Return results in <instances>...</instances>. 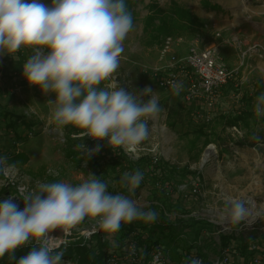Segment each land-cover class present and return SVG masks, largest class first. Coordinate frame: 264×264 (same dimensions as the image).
Masks as SVG:
<instances>
[{"label":"rangeland","instance_id":"1","mask_svg":"<svg viewBox=\"0 0 264 264\" xmlns=\"http://www.w3.org/2000/svg\"><path fill=\"white\" fill-rule=\"evenodd\" d=\"M42 2L50 6L52 0ZM130 3H135L133 7L129 5L134 30L124 41L115 82L133 93L150 86L157 93L163 109L159 118L150 122V137L142 145L138 157L132 158L123 150L114 152L107 139L99 142L88 137L74 139L73 135L80 130L71 126L57 130L49 123L51 109L46 103L49 99L55 100V95L46 96L38 87L30 86L24 77L21 61L24 63L30 53L21 50L17 60L0 55V157L11 156L7 163L15 165L7 175L0 171V202L14 197V203L23 210L22 198L35 191L40 183L62 181L76 185L87 180L89 173L96 175L92 170L93 163L92 168L90 165L94 155L90 158L77 145L84 143L86 148L92 149L99 143L101 154L96 155L94 161L97 159L105 164L110 157L116 159L112 160L108 170L96 175L97 178L108 184L110 193L129 196L137 207L158 216L151 222L133 221L131 227L137 234L143 231L142 226L150 230L158 221L160 211L155 205L159 194L144 169L139 170L143 173L140 186L134 194L129 192L121 183L124 173L115 165L118 161L124 163L125 159L114 155L121 153L134 163L144 157L151 161L163 159L177 169L173 180L180 184L178 209L168 211L167 219L173 222L178 214H182L185 220L200 218L212 225L206 226L198 240H194L191 230L188 233L179 230L174 236L175 241L164 237L166 231L156 230L153 236L162 239L166 246L163 254L168 256H164L165 260L159 264H186L192 257V250L202 251L210 262L218 264L224 256L220 245L224 230L226 233L253 234L259 239L260 233L264 232V228H254L264 220V118L252 115L253 112L242 115L237 110L243 96L264 93V0H130ZM153 5L165 12L179 7L195 20L193 31L172 37L171 51L165 55L166 39L156 40L160 41L156 44V34L144 32ZM193 45L216 49L229 68L240 71L238 84L230 83L223 89L214 114L223 108L226 113L220 111L216 117L212 114L210 121L205 118V110L197 104L187 106L184 90L179 96L174 95L173 91L159 87L154 77L158 72L167 75L173 65L172 58L182 59ZM12 66H17L16 72L8 69ZM26 122V125L34 124L31 133L23 124ZM184 169L196 173L187 175ZM226 197L244 200L254 222L244 221L238 226L227 218L222 220V215L226 217ZM128 225L130 223H122L120 230L111 234L95 220L86 218L70 228L68 234L59 229L52 233L55 239L51 243L63 254L71 249L73 256L64 254V264H80L75 248H87L90 253L97 254L100 247L107 255V264H134L137 261L132 254L134 247L131 246L132 251L128 247L129 252L121 248L126 246L121 239L128 233V228L124 229Z\"/></svg>","mask_w":264,"mask_h":264},{"label":"clouds","instance_id":"2","mask_svg":"<svg viewBox=\"0 0 264 264\" xmlns=\"http://www.w3.org/2000/svg\"><path fill=\"white\" fill-rule=\"evenodd\" d=\"M134 30L133 15L126 0H0V55L19 59L21 50L29 52L23 63L24 77L49 99V123L57 130L79 129L74 139H107L116 152L123 150L137 158L150 137L154 123L163 110L156 92L146 86L139 93L115 82L124 41ZM173 94L183 91L180 83H171ZM255 114L264 117V93L256 97ZM77 148L91 158L101 150L97 143L88 149ZM0 157V171L7 175L15 165ZM143 173L125 172L121 183L134 194ZM24 208L14 197L0 202V259L15 264H64L63 252L51 241L58 229H69L86 218L95 220L108 233H117L123 224L135 220L151 222L157 214L137 207L129 196L112 194L108 184L89 173L87 180L73 185L66 182L40 183L25 195ZM226 217L240 224L251 215L246 202L226 197ZM31 250L18 260V250ZM190 264H201L192 258Z\"/></svg>","mask_w":264,"mask_h":264},{"label":"trees","instance_id":"3","mask_svg":"<svg viewBox=\"0 0 264 264\" xmlns=\"http://www.w3.org/2000/svg\"><path fill=\"white\" fill-rule=\"evenodd\" d=\"M134 4L135 3H130L129 0L127 6L128 8L129 5L133 7ZM151 11H153V13L146 18V27L144 29V32L146 31V33L149 35L155 33L156 37H154V40L156 44L160 42L156 40H163L180 36L187 30L193 31L195 29V20L192 18L190 13L186 10L180 9L179 7H176L170 12H165L159 6L153 5L151 6ZM21 62L23 64V61ZM8 69H11L13 72H16L17 66H12ZM8 69H5V71ZM160 78V76L156 78L157 83H159ZM238 82L239 80L236 79V81H234L233 83H236V86ZM261 93L262 92H259L253 95L252 97L243 96L240 99V106L237 109L239 113H242V115H247L250 114V112H253L252 115L256 116L254 110L256 97H258ZM197 105L203 108L202 105ZM216 110L213 111L212 114H214ZM220 111L223 112L222 114L226 113V110L224 108L221 110L219 109V112ZM219 112L217 114H214L215 117L220 114ZM4 117L9 116L7 114H4ZM23 124L25 126H28L30 133L32 132V130H34V124L26 125L27 122ZM9 127L14 130L13 126ZM100 152L101 151L95 154L94 157L96 155H100ZM114 156H117V158L125 159L124 163H121V161L115 163L117 167L119 166L120 172L134 173L136 170L144 169V172L151 180L152 186L159 194V201L156 203L155 208L160 211V215L153 229L149 230L144 225L142 226L143 231L136 234L134 233V229L131 227L132 222L130 223V225H128V227L126 226L124 228H128L129 231L127 234L124 233L121 239L122 242L125 241L126 248H121L122 251L125 250L127 252L128 247H130L129 249L131 251V246L134 247L132 254L137 259V261L133 262L134 264H153L154 256L158 253L161 254V262L165 260L164 256L168 257L167 255L163 254V252L166 251V246L164 245V243H162V239H155V237L153 236L156 230H158L160 233L166 231L167 235L169 236L165 235L164 237L171 238L172 241H175L174 236L178 233L179 230H182L183 233H188L191 230V232L194 234V240H198L204 234V231H206V226L212 225L211 223L206 222V220L200 218L190 217L185 220L182 214H178L175 217V220H173V222L167 219L166 214L168 213V211H177L179 206L177 199H180V192L178 190L180 184H177L173 180L174 175L177 174V169L174 166H170L163 159L151 161L148 157H144L134 163L128 156L121 155V153L116 154ZM94 157L91 158L90 165L92 168L93 163L94 169L92 168V170L94 173H96L97 176L100 175L102 171L108 170V168H110L111 166L110 163L112 162V160L116 159L110 157L109 162H105V164H102L101 162L97 161V159H95L94 161ZM7 158L9 159L11 158V156H8ZM183 172H185L187 175H195L196 173L188 172L186 169H184ZM241 224H243V222L238 224V226ZM254 228H264V220L257 223ZM122 231L124 230L122 229ZM219 234H221L220 231ZM220 245L223 252H225L226 250L228 251L225 255L223 254L224 258L228 259L227 264H256V261L260 262V264H264V232L260 233V239L259 236L253 234H244L242 232H240L239 234L234 231L231 233H225L224 235H220ZM30 250L31 246H26L18 250L16 253L17 260L21 256L26 255ZM74 251H77V254L79 256L78 262H80V264H107L105 260L107 255L104 252L103 247L99 248V253L97 254L90 253L87 248H75ZM190 252L192 257L188 259V262L186 261V264H190L191 258L193 257L198 260L201 259L203 264H214L209 261L207 256L202 253V251L196 252L195 250H192ZM64 254L68 256H73L71 249L65 252ZM0 264H15V261L10 262L6 256L5 258L0 259ZM171 264L173 263L171 262ZM174 264L181 263L176 262Z\"/></svg>","mask_w":264,"mask_h":264},{"label":"built area","instance_id":"4","mask_svg":"<svg viewBox=\"0 0 264 264\" xmlns=\"http://www.w3.org/2000/svg\"><path fill=\"white\" fill-rule=\"evenodd\" d=\"M173 44L172 38L165 40L163 55L170 53ZM173 65L168 69L167 75L162 76L160 72L154 77L159 79V87L172 90L171 83H180L184 90V101L187 105L200 104L205 110V118L211 120L212 112L218 108L222 91L230 83L238 79L239 69L229 68L221 59L216 49L200 48L192 46L182 59L172 58ZM226 230H224V234ZM228 251L224 252V255ZM201 264H203L202 260ZM161 262V254L154 256L153 264ZM224 258L218 264H227ZM256 264L260 262L256 261Z\"/></svg>","mask_w":264,"mask_h":264},{"label":"water","instance_id":"5","mask_svg":"<svg viewBox=\"0 0 264 264\" xmlns=\"http://www.w3.org/2000/svg\"><path fill=\"white\" fill-rule=\"evenodd\" d=\"M254 218H250V217H248V219L246 220L248 223H253L254 222Z\"/></svg>","mask_w":264,"mask_h":264},{"label":"bare ground","instance_id":"6","mask_svg":"<svg viewBox=\"0 0 264 264\" xmlns=\"http://www.w3.org/2000/svg\"><path fill=\"white\" fill-rule=\"evenodd\" d=\"M255 215H257V213H255ZM251 217H254V216H251ZM251 217H250V218H251Z\"/></svg>","mask_w":264,"mask_h":264}]
</instances>
